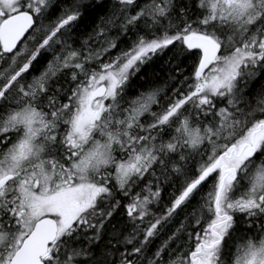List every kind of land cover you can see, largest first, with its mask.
<instances>
[{
    "label": "snow or ice",
    "instance_id": "obj_1",
    "mask_svg": "<svg viewBox=\"0 0 264 264\" xmlns=\"http://www.w3.org/2000/svg\"><path fill=\"white\" fill-rule=\"evenodd\" d=\"M0 264H264V0H0Z\"/></svg>",
    "mask_w": 264,
    "mask_h": 264
}]
</instances>
